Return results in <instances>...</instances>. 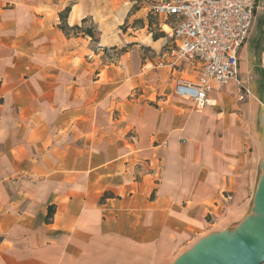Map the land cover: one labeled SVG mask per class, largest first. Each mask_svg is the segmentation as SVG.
Wrapping results in <instances>:
<instances>
[{
	"label": "crops",
	"instance_id": "0c3cea01",
	"mask_svg": "<svg viewBox=\"0 0 264 264\" xmlns=\"http://www.w3.org/2000/svg\"><path fill=\"white\" fill-rule=\"evenodd\" d=\"M67 5L66 25L82 30L60 28ZM100 17L117 27L128 10L122 0H0V264H172L253 211L264 0L238 51L241 85L212 82L201 110L174 93L196 71L171 63L170 39L135 27L108 35ZM92 23L95 37L83 32ZM123 46L114 61L103 55Z\"/></svg>",
	"mask_w": 264,
	"mask_h": 264
},
{
	"label": "built area",
	"instance_id": "2783aa9c",
	"mask_svg": "<svg viewBox=\"0 0 264 264\" xmlns=\"http://www.w3.org/2000/svg\"><path fill=\"white\" fill-rule=\"evenodd\" d=\"M255 8L256 0H155L149 5L177 57L196 71L194 81L175 80L176 96L201 110L209 103L212 82L241 85L237 55L249 35Z\"/></svg>",
	"mask_w": 264,
	"mask_h": 264
},
{
	"label": "water",
	"instance_id": "95a60500",
	"mask_svg": "<svg viewBox=\"0 0 264 264\" xmlns=\"http://www.w3.org/2000/svg\"><path fill=\"white\" fill-rule=\"evenodd\" d=\"M252 213L235 229L199 240L172 264H261L264 262V159Z\"/></svg>",
	"mask_w": 264,
	"mask_h": 264
},
{
	"label": "rangeland",
	"instance_id": "374dc122",
	"mask_svg": "<svg viewBox=\"0 0 264 264\" xmlns=\"http://www.w3.org/2000/svg\"><path fill=\"white\" fill-rule=\"evenodd\" d=\"M155 0H122V7L124 9L128 10V17L125 19V21L121 24L115 27L114 23H111L109 21V18L107 17H100L99 23L101 24L103 30L105 33H108L111 28H113L114 31L109 32L108 35L115 34L117 30L120 32L126 31L128 28H143L139 31L140 38L144 39V35H147L148 32L151 33V36L161 34V32L158 30V20L154 16H152L149 12V5ZM150 23V25H149ZM86 26L91 27L92 31L94 32V37L98 35V30L96 28V25L87 24ZM88 28V27H87ZM116 28V29H114ZM85 29V28H84ZM168 39L166 40V43L161 47L168 46ZM170 51H173V57L171 60V63L174 62L175 64H178L182 61V59L177 57V53L174 47L169 46ZM127 47L123 46L122 48H116V47H105L103 49V55L107 57V60L114 61L119 55L121 54L122 50H125ZM143 57L147 56L148 58H151V64H154V60L152 57L157 56L154 51L150 50L149 48H141ZM162 61L160 59L155 61V64H160ZM182 64V63H181ZM149 67H151L150 64H148ZM179 70V69H177ZM186 77V76H185ZM261 264H264L262 262Z\"/></svg>",
	"mask_w": 264,
	"mask_h": 264
},
{
	"label": "trees",
	"instance_id": "16d2710c",
	"mask_svg": "<svg viewBox=\"0 0 264 264\" xmlns=\"http://www.w3.org/2000/svg\"><path fill=\"white\" fill-rule=\"evenodd\" d=\"M71 1H74V0H71ZM70 11V5H67L60 13H59V17H60V28L62 29V31L66 34L69 33V31H74V32H77V31H80L82 30L79 26H72V27H68L66 25V17H67V14L69 13ZM150 25V23H149ZM83 32L86 33V34H89L90 36H93V32H92V29L91 27H86L85 29H83ZM163 36V34H158V35H153V39H157L159 37ZM52 213H53V207L49 208L48 210V213H47V216H46V220L48 221L51 216H52Z\"/></svg>",
	"mask_w": 264,
	"mask_h": 264
}]
</instances>
